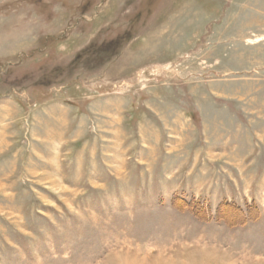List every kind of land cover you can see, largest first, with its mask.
<instances>
[{"label":"rangeland","instance_id":"obj_1","mask_svg":"<svg viewBox=\"0 0 264 264\" xmlns=\"http://www.w3.org/2000/svg\"><path fill=\"white\" fill-rule=\"evenodd\" d=\"M0 264H264V0H0Z\"/></svg>","mask_w":264,"mask_h":264}]
</instances>
